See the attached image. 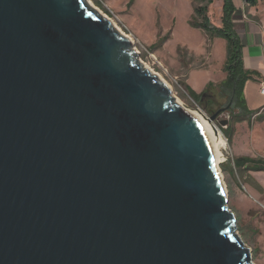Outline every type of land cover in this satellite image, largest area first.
I'll use <instances>...</instances> for the list:
<instances>
[{
    "label": "water",
    "instance_id": "95a60500",
    "mask_svg": "<svg viewBox=\"0 0 264 264\" xmlns=\"http://www.w3.org/2000/svg\"><path fill=\"white\" fill-rule=\"evenodd\" d=\"M172 96L86 0H0V264H254Z\"/></svg>",
    "mask_w": 264,
    "mask_h": 264
},
{
    "label": "rangeland",
    "instance_id": "374dc122",
    "mask_svg": "<svg viewBox=\"0 0 264 264\" xmlns=\"http://www.w3.org/2000/svg\"><path fill=\"white\" fill-rule=\"evenodd\" d=\"M86 1L119 33L132 39V49L138 61L171 88L175 101L201 112L209 121L217 111L216 119L210 123L220 130L226 143L219 148L222 155L219 169L228 206L237 217L236 235L251 251L252 262L264 264V170L255 172L236 164L238 159L247 158L264 165V44L261 45L262 55L257 59L249 56L245 65L247 69L261 73V77L247 80L244 92L248 107L257 113L238 120L242 111L234 105L227 109L219 91H208L205 96L194 100L186 88L188 86L201 94L208 85L216 86L226 79V41L211 38L195 25L199 21L196 8L206 5L213 26L222 28V0H214L211 5L203 0ZM241 6L242 2L232 18L239 28H243L242 19L246 13ZM247 7L252 15L251 19L247 18V24L256 26L255 33L246 32V37L250 36L249 55L250 52L257 53L251 49L258 46V37L264 35V1L259 0L256 5ZM241 41L244 45L243 38ZM216 99L224 105L222 111L217 110ZM223 123L225 126L221 125ZM229 134H232L231 138Z\"/></svg>",
    "mask_w": 264,
    "mask_h": 264
},
{
    "label": "trees",
    "instance_id": "16d2710c",
    "mask_svg": "<svg viewBox=\"0 0 264 264\" xmlns=\"http://www.w3.org/2000/svg\"><path fill=\"white\" fill-rule=\"evenodd\" d=\"M202 1V0H200ZM214 0H203L206 4H212ZM247 6H253L258 3L259 0H244ZM264 1V0H263ZM224 16L222 19V28H216L213 26L210 17L208 16V8L206 5H201L196 8V14L199 19L196 23V27L203 29L207 35L211 38H221L226 41L227 46V60L224 67L226 73V79L218 85L210 84L205 91L201 94H197L186 86L187 91L194 100H198L201 96H205L206 92H214L215 90L221 93L222 99L226 101V106L229 109V105H234V108H238L242 111L238 120H245L254 115L257 111H253L248 107L247 100L244 92L247 80L249 78L261 77V73L256 70H250L245 67L244 63V45L241 38L236 32L235 24L232 22V18L237 8L233 0H223ZM213 88V89H212ZM216 108L218 111L224 107L216 99ZM217 114L214 113V115ZM232 134H229L231 138ZM239 168L249 167L251 171H262L264 165L261 162L251 161L247 158H240L236 161Z\"/></svg>",
    "mask_w": 264,
    "mask_h": 264
},
{
    "label": "bare ground",
    "instance_id": "6f19581e",
    "mask_svg": "<svg viewBox=\"0 0 264 264\" xmlns=\"http://www.w3.org/2000/svg\"><path fill=\"white\" fill-rule=\"evenodd\" d=\"M125 37L128 39V41L130 43L133 42L131 38H129L127 36H125ZM169 89L171 90V88H169ZM180 106H182V105H180ZM182 107L185 108L189 113H191V115L193 117H195L199 121V123L202 125V127L205 130L207 137L211 143V147H212L213 154L215 157L216 165L219 167V162H221V157H222L221 152L219 151V148L224 147L226 144L222 135H221L220 130L217 127H215L213 124H211L210 121L201 112H198L196 110H191L185 106H182Z\"/></svg>",
    "mask_w": 264,
    "mask_h": 264
},
{
    "label": "crops",
    "instance_id": "0c3cea01",
    "mask_svg": "<svg viewBox=\"0 0 264 264\" xmlns=\"http://www.w3.org/2000/svg\"><path fill=\"white\" fill-rule=\"evenodd\" d=\"M233 1H234V4H235V6H236L238 11H239V6H240L241 2H242V6L241 7L246 11V13H244L245 15H244V17L242 19L243 20L242 22H244L243 25H242L243 28H239V27H237L235 25L236 32L238 33V35L240 36L241 39L243 38V42H244V60H245V65H246V60L249 59L251 57V55L256 56V58H253V59H257V58H259L262 55L263 47H261V45L264 44V35H260L261 36L260 38L257 36L258 37V40H257L258 46L253 48V49L250 48L251 51L255 50L257 53L252 54L250 52V54L248 55L247 54V45L250 44L249 43V37L250 36L247 35V37H246V32L248 34L255 33L254 29L256 28V26L254 24H247V18L251 19L252 15H250V11H251L250 7H247V5L245 4V1L244 0H242V1L241 0H233ZM254 23L258 24V22H256V21Z\"/></svg>",
    "mask_w": 264,
    "mask_h": 264
},
{
    "label": "built area",
    "instance_id": "2783aa9c",
    "mask_svg": "<svg viewBox=\"0 0 264 264\" xmlns=\"http://www.w3.org/2000/svg\"><path fill=\"white\" fill-rule=\"evenodd\" d=\"M262 95H264V88H263V91H262Z\"/></svg>",
    "mask_w": 264,
    "mask_h": 264
}]
</instances>
